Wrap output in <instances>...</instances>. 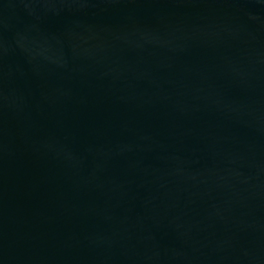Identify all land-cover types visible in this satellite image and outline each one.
Segmentation results:
<instances>
[{
	"label": "water",
	"instance_id": "1",
	"mask_svg": "<svg viewBox=\"0 0 264 264\" xmlns=\"http://www.w3.org/2000/svg\"><path fill=\"white\" fill-rule=\"evenodd\" d=\"M0 264H264V0H0Z\"/></svg>",
	"mask_w": 264,
	"mask_h": 264
}]
</instances>
